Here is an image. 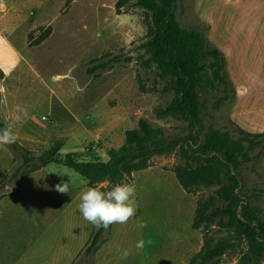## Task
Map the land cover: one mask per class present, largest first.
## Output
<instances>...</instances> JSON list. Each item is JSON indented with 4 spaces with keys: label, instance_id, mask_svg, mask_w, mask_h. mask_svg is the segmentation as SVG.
Instances as JSON below:
<instances>
[{
    "label": "rangeland",
    "instance_id": "rangeland-1",
    "mask_svg": "<svg viewBox=\"0 0 264 264\" xmlns=\"http://www.w3.org/2000/svg\"><path fill=\"white\" fill-rule=\"evenodd\" d=\"M116 2L0 0V32H4L0 33V62L6 69L14 67L0 68V86L6 89L0 94V122L3 128L14 124L15 142L32 155L59 145L60 157L71 152L79 160L104 161L107 151L122 145L125 131L136 128L140 119L161 128L168 139L187 135V121L158 114L171 101L173 92L142 46L149 22L144 10L134 1L117 10ZM236 11L237 18L226 11L224 0H176L174 14L180 27L201 32L208 47H217L224 58L229 54L235 57L230 58L235 79L264 85L260 77L263 56L248 55L242 48L251 37L264 34V24H247L239 15L243 11ZM47 26L51 27L50 35L35 44L40 30ZM105 62V68L88 71ZM231 87L226 85L229 98L234 93ZM222 89L220 85L203 98L202 124L237 138L238 129L229 119ZM256 94L249 91L235 105L244 112L237 115L246 127L250 120L264 117V96ZM150 163L118 183L134 185L137 213L126 224L111 225L97 264H186L199 251L202 236L191 227L194 208L198 199L218 185L190 192L179 186L172 170L183 163L178 148L153 155ZM21 164L20 155L9 145L0 146V194L19 184V177L12 174ZM241 178L243 191L260 195L252 205L264 208L261 157L253 153L252 161L241 168ZM62 181L69 184L68 194L55 190ZM86 183L72 169L55 163L29 178V194H38L50 213L44 217L47 229L40 240L49 250L31 264H62L63 253L89 238L93 225L78 210L80 194L89 187ZM95 187L105 188V182ZM138 221L146 222L147 227L138 229ZM210 233L214 238L226 235L216 225ZM140 239L146 241L143 249L135 247ZM124 249L129 250L127 258H122ZM245 250L246 245L240 244L226 252L219 264H238L240 251ZM55 252L59 253L57 260ZM81 257L80 250L73 264L94 261L92 257L83 263Z\"/></svg>",
    "mask_w": 264,
    "mask_h": 264
},
{
    "label": "trees",
    "instance_id": "trees-1",
    "mask_svg": "<svg viewBox=\"0 0 264 264\" xmlns=\"http://www.w3.org/2000/svg\"><path fill=\"white\" fill-rule=\"evenodd\" d=\"M133 1L144 10L149 21L147 39L142 45L149 54L148 61L155 65L173 92L171 101L158 114L187 121V135L168 139L161 128H154L140 119L136 128L125 131L122 145L107 151L104 161L79 160L71 152L60 157L59 145L34 156L15 142L9 146L20 155L22 164L12 177L23 179L55 163L81 175L89 187L105 181L115 185L124 176L149 167L153 155L168 154L178 148L183 163L174 165L172 170L179 186L190 192L201 186L218 185L211 194L196 202L191 227L201 234L202 245L186 264H219L226 252L240 244H245L246 250L240 251L238 264H261L264 260V208L252 205V200L260 196L256 191L242 190L241 168L252 161L253 153L262 160L264 132L252 133L237 127L239 134L234 138L227 131L206 128L202 124V110L206 107L203 98L220 85L223 86L222 98L229 96L222 73L223 53L208 47L198 30L180 27L174 14L176 0H117L115 6L118 10ZM50 33V26L41 29L35 44ZM107 64L94 65L88 71L105 68ZM111 225L107 230L93 226L82 250L83 263H87L107 240ZM213 225L224 230L226 235L214 238L210 233Z\"/></svg>",
    "mask_w": 264,
    "mask_h": 264
},
{
    "label": "crops",
    "instance_id": "crops-1",
    "mask_svg": "<svg viewBox=\"0 0 264 264\" xmlns=\"http://www.w3.org/2000/svg\"><path fill=\"white\" fill-rule=\"evenodd\" d=\"M224 2L226 11H229V14H234L236 18L238 17L236 10L241 9L243 12L239 15L242 21L247 22V24L252 21L258 26L264 24V0H224ZM247 43H244L242 48H245L248 55L253 53V55L263 56L264 59V34L251 37ZM210 46L214 47L213 45ZM230 58L235 57L231 54L228 57L227 55L225 56L222 71L226 81L231 84V88L234 91L230 98L229 96L227 97L229 119L236 127L248 132H264V117L250 120L249 126L246 127L243 118H241L242 116L239 115L244 112H241L235 106L238 104L239 98L246 96L249 91L253 93L256 91V95L264 96V85H256L257 83L250 85L249 81L242 80L240 82L235 79L230 69L232 66ZM0 68L2 70H10L14 67L6 69L7 67L0 62ZM260 69L262 72L260 77H262L264 82V69ZM238 112L239 114L237 115ZM262 168L264 172V154L262 157ZM42 169L29 173L23 179H20L19 184L10 191L0 194V264H31L38 259L43 251L49 250L46 249L48 246L40 243V240L47 229L44 217L50 213L46 211L47 207L43 206L39 200V195L32 196L26 187V183L32 174ZM46 177L49 176L46 175ZM88 239L85 243L73 248L72 251L63 253L60 258L62 264H73ZM105 243L94 254V264L98 263L97 254L104 249ZM55 257L57 260L59 253L55 252Z\"/></svg>",
    "mask_w": 264,
    "mask_h": 264
},
{
    "label": "clouds",
    "instance_id": "clouds-1",
    "mask_svg": "<svg viewBox=\"0 0 264 264\" xmlns=\"http://www.w3.org/2000/svg\"><path fill=\"white\" fill-rule=\"evenodd\" d=\"M6 89L0 86V94L5 93ZM17 109L25 112V109ZM17 120L19 117L16 118ZM13 123H9L3 129H0V146H7L15 143V134L13 132ZM107 190L101 187H87L86 190L80 194V203L78 210L83 218L96 227L98 230L107 228L114 223L126 224L130 219L136 216L137 203L135 200L136 189L131 184H115L112 185L110 181H105ZM55 190L60 194L69 193L68 182H61L55 185ZM147 227L146 222L138 221L137 228L144 229ZM151 243V241H147ZM146 241L140 239L136 242L137 249H143ZM129 250L122 251V258H127Z\"/></svg>",
    "mask_w": 264,
    "mask_h": 264
}]
</instances>
